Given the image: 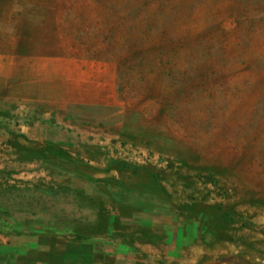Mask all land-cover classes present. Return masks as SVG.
Returning <instances> with one entry per match:
<instances>
[{
  "label": "rangeland",
  "instance_id": "1",
  "mask_svg": "<svg viewBox=\"0 0 264 264\" xmlns=\"http://www.w3.org/2000/svg\"><path fill=\"white\" fill-rule=\"evenodd\" d=\"M128 7L0 0L5 64L117 67L110 104L0 99V264H264V0H173L123 55Z\"/></svg>",
  "mask_w": 264,
  "mask_h": 264
},
{
  "label": "crops",
  "instance_id": "2",
  "mask_svg": "<svg viewBox=\"0 0 264 264\" xmlns=\"http://www.w3.org/2000/svg\"><path fill=\"white\" fill-rule=\"evenodd\" d=\"M0 55V99L63 111L78 104H110L116 97L117 67L112 61Z\"/></svg>",
  "mask_w": 264,
  "mask_h": 264
},
{
  "label": "trees",
  "instance_id": "3",
  "mask_svg": "<svg viewBox=\"0 0 264 264\" xmlns=\"http://www.w3.org/2000/svg\"><path fill=\"white\" fill-rule=\"evenodd\" d=\"M129 2L130 7L127 8L126 13H122L120 9L117 11L118 19L116 18L113 24L115 33L109 40L113 49L123 55L134 49V45H138L137 42L143 43L155 31L159 32L160 28L163 32L165 21L174 15L173 0H129Z\"/></svg>",
  "mask_w": 264,
  "mask_h": 264
}]
</instances>
